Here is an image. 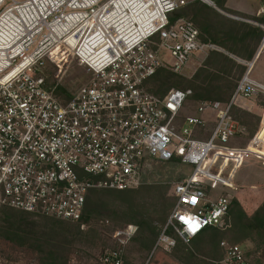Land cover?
<instances>
[{
	"label": "built area",
	"instance_id": "1",
	"mask_svg": "<svg viewBox=\"0 0 264 264\" xmlns=\"http://www.w3.org/2000/svg\"><path fill=\"white\" fill-rule=\"evenodd\" d=\"M254 1L264 18V0ZM188 4L0 0V208L79 223L91 190L137 189L152 162L176 161L193 171L173 183L175 204L154 251L170 252L177 237L190 243L210 227H224L237 169L250 157L264 165V103L251 143L231 145L244 131L233 105L264 97V84L252 77L264 24L255 23L263 30L260 48L244 62L230 102H200L178 125L192 91L157 96L148 85L160 69L180 73L195 54L216 47L200 40L190 19L176 16ZM69 60L90 76L73 93L60 83ZM49 64L58 68L56 77ZM209 121V137L199 138ZM137 229L117 230L101 262L126 264ZM220 246L224 264H249L241 246L225 240Z\"/></svg>",
	"mask_w": 264,
	"mask_h": 264
},
{
	"label": "rangeland",
	"instance_id": "2",
	"mask_svg": "<svg viewBox=\"0 0 264 264\" xmlns=\"http://www.w3.org/2000/svg\"><path fill=\"white\" fill-rule=\"evenodd\" d=\"M187 1L189 5L176 16L192 20L200 29L209 26L212 32H227L235 28L241 30L246 24L252 27L254 23L250 21H253V17H260L254 0H226L224 10L218 8L217 0H211L215 7L204 0ZM230 16H238L248 22L235 20ZM215 46L213 50L195 54L188 65L175 76H169L166 80L163 74L151 80L148 85V90L157 96L172 89L192 91V97L187 100L177 118L178 125L186 117L195 114L199 104L194 99L196 94L211 98L223 97L232 85H236L235 81L220 80L223 77L215 73L214 69L219 68L218 63L221 61L218 54L233 58L242 65H245V61L227 52L225 48ZM259 59L260 57L258 61ZM64 67L67 68L60 83L72 93L90 77L77 61L69 60ZM254 69L252 77L255 76ZM48 70L57 76L58 68L54 64H49ZM263 103L264 97L259 96L233 105L232 116L244 131L231 142L232 146L245 148L251 143L255 135L252 136V132L257 131L260 124ZM210 131L209 126L206 131L199 132L198 137L206 139ZM192 171L191 166L176 161L152 162L151 167L144 171V186L133 192L95 189L96 191L90 192L88 199V206L93 213L87 222L79 223L80 225L0 208V264H103L101 255L116 245L115 232L129 224H134L138 229L126 247V264H184L187 250L195 248L192 241L185 243L177 237L180 247L170 252L162 249L154 251V248L165 226L162 221L164 218L168 220L175 204L173 183L188 177ZM233 185V198L241 202L247 213L255 211L264 202L262 162L252 157L246 158L236 171ZM140 221L144 223L143 226L138 224ZM228 221V227L219 230L217 242L225 240L241 246L251 264H260L262 250L258 246L259 239L235 227L232 219ZM201 238L197 243L199 246L206 238H211V234ZM217 252L216 263L224 264V252L219 246Z\"/></svg>",
	"mask_w": 264,
	"mask_h": 264
},
{
	"label": "trees",
	"instance_id": "3",
	"mask_svg": "<svg viewBox=\"0 0 264 264\" xmlns=\"http://www.w3.org/2000/svg\"><path fill=\"white\" fill-rule=\"evenodd\" d=\"M194 3L197 4L198 2H194ZM225 3H226V0H217L216 2L218 8L222 10H224L225 8ZM250 22H253L254 24L252 25L254 26L251 27L246 24L242 26L241 30H238L235 28L227 32H212L209 26H204V27H201L200 29L195 24V22L193 23L198 28L199 33H200V40L203 43H209V44H214V45L223 47L227 50V52L241 58L242 60L251 61L256 56L260 48L261 39L263 37L262 28L260 26H257L255 23L264 24V18L255 16L253 17V21H250ZM204 35H207V37L204 38ZM252 44H254V46ZM218 56L221 58V61L218 63L219 68L214 69L215 73L219 75V77H223L220 80L228 79L231 81H235L237 85L238 81L245 74L247 67L245 65L239 64L238 62L233 60V58H229L228 56L221 55V54H218ZM235 71L236 73H234ZM163 74L166 80L176 75V73L171 72L167 69H160L151 80ZM236 85L235 87L232 85L230 89L224 94L223 97L225 98L219 97V96L217 98H214V97L211 98V97H206L202 94H196L194 99L199 101V103L206 101L208 99H214V100L224 99L225 101L223 102L229 103L233 97ZM227 87L229 88V86ZM166 93L167 91L162 96H164ZM255 132L256 130L252 132V136L255 134ZM137 189L125 190V191H116V190H110V191H114L118 193H125V192H133L134 190H137ZM92 191H96V190L94 189V190H91L90 192ZM88 199H89V195L87 196L85 210H84L83 218L79 222L80 224L82 223L84 224L85 222H87L91 214L93 213V210L89 208L88 206ZM1 208L6 209V210L19 211V210H15L11 208H6V207H1ZM19 212H22L23 214H28V215H34V214L26 213L23 211H19ZM34 216H38V215H34ZM40 217H44V216H40ZM228 219H232V222L235 225V227L241 229L245 233L246 232L250 233L259 239L258 246H259V249L262 250V258H261L260 264H264V202L262 203L260 207H258L255 211H252V213L249 214L245 211L241 202L237 200L236 198H233L231 201L229 212H228V215L226 216L223 228L210 227L192 240V243L193 244L195 243V246H194L195 248L192 251L187 250V252L185 253V259L183 261L184 264H219V263H216L217 260L215 257V255H217L218 253L217 247L219 246L221 248L220 246L221 241L220 243L217 242L219 240L218 233H219V230H223L225 227H228L229 225ZM166 221H167V218H164L162 223L165 225ZM79 223L78 225H80ZM138 224L143 226L144 223L140 221ZM208 233L211 234V238H206L205 242L201 246L197 245L198 241L202 239L201 237L207 235ZM176 247H180V245L178 246V243H177ZM212 248H214V250ZM246 259L248 263L251 264V262L247 258V255H246Z\"/></svg>",
	"mask_w": 264,
	"mask_h": 264
},
{
	"label": "crops",
	"instance_id": "4",
	"mask_svg": "<svg viewBox=\"0 0 264 264\" xmlns=\"http://www.w3.org/2000/svg\"><path fill=\"white\" fill-rule=\"evenodd\" d=\"M260 57L259 61L258 58ZM259 57L256 60V63L254 65V72H255V76L253 77L255 80L261 82L264 84V52L262 50V52L260 53ZM253 74V72H252ZM211 121L208 122V126H210V129L213 128V125H211Z\"/></svg>",
	"mask_w": 264,
	"mask_h": 264
},
{
	"label": "bare ground",
	"instance_id": "5",
	"mask_svg": "<svg viewBox=\"0 0 264 264\" xmlns=\"http://www.w3.org/2000/svg\"><path fill=\"white\" fill-rule=\"evenodd\" d=\"M204 1L207 2V3H210L209 0H204Z\"/></svg>",
	"mask_w": 264,
	"mask_h": 264
},
{
	"label": "water",
	"instance_id": "6",
	"mask_svg": "<svg viewBox=\"0 0 264 264\" xmlns=\"http://www.w3.org/2000/svg\"><path fill=\"white\" fill-rule=\"evenodd\" d=\"M209 2H210V3H212V1H211V0H209ZM210 3H208V4H210Z\"/></svg>",
	"mask_w": 264,
	"mask_h": 264
}]
</instances>
